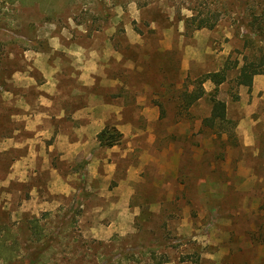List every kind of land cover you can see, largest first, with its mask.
<instances>
[{
    "label": "rangeland",
    "instance_id": "rangeland-1",
    "mask_svg": "<svg viewBox=\"0 0 264 264\" xmlns=\"http://www.w3.org/2000/svg\"><path fill=\"white\" fill-rule=\"evenodd\" d=\"M40 1L47 8L50 0ZM226 7L224 17V0H68L49 15L37 3L20 7L0 0V84L7 83L0 86V223L12 229L10 235L16 232L19 242L17 257L7 264L30 263L27 225H41L52 233L63 228L56 250L68 249L64 245L69 243L68 253L75 255L55 256L56 264H118V253L137 256L136 251L147 247L155 249L156 262L166 264H264V135H259L255 151L244 148L231 111L233 117L205 128L214 90L210 82L202 85L201 99L187 108L183 103L196 91L200 76L226 63L237 69L229 71L216 98L225 105L234 103L240 88L234 78L244 57L264 50V31L249 16L251 9L259 13L257 3L231 0ZM193 8L218 11L220 22L211 31L186 33L182 19ZM79 48L102 53L104 61L93 75L94 85L71 82L78 103L100 92L126 107L124 119L132 125L116 149V159L108 157L117 165L116 176L102 184L107 187L109 182L112 189L130 178L133 227L122 225L120 232L112 238L105 234L103 240L93 238L91 230L106 226L94 225L107 220L92 210V205L104 208V203L88 198L84 167H78L80 177L74 182L77 194L47 197L55 207L47 212L24 205L33 185L45 198L47 175L31 179L24 174L21 182L19 176L13 178V159L28 152L11 149L14 140L28 137L12 117L22 114L16 100L22 96L32 101L36 94L23 78L43 81L38 68L46 64L45 54L68 72L66 51L78 57ZM105 80L117 82L107 85ZM61 82L60 93L66 97L71 85L67 79ZM78 246L89 256L75 251ZM149 256L140 257V264H156Z\"/></svg>",
    "mask_w": 264,
    "mask_h": 264
},
{
    "label": "crops",
    "instance_id": "crops-1",
    "mask_svg": "<svg viewBox=\"0 0 264 264\" xmlns=\"http://www.w3.org/2000/svg\"><path fill=\"white\" fill-rule=\"evenodd\" d=\"M49 48L52 55L53 47ZM78 50L81 51L78 57H74L76 53L66 51L70 54L68 72L62 63L49 62L50 56L45 54L43 56L46 64L38 68L42 72L43 81L36 83L32 77L23 78L26 80L24 85L26 84L28 89L32 88L36 94L32 101L16 96L18 98L16 104L22 114L12 117L14 122L17 120L16 122L20 121L23 124L22 131L27 133L28 137L24 140H21L23 138L14 140L10 148L15 151L23 148L28 152L13 159V178L19 176L20 178L16 179L21 182L26 176L33 179L45 173L47 181L44 190L42 189L46 194L45 198L39 186L33 185L29 194L30 200L24 202V205L29 203L32 211L36 208L38 211L47 212L55 208L53 201L47 200V197L59 195L68 198L77 194L74 182L80 177L78 167L79 169L84 167V177L86 175L87 181L85 192L88 198L104 203V208H98L97 204H94L92 210L96 209L95 214H100L101 220H107L104 224L101 222L94 225L106 226H95L91 230L93 238L103 240L106 238V236L102 238L105 234L112 238L113 234L120 232L123 229L122 225L133 227L135 210L130 206L133 191L128 186L129 177L126 181L120 180L112 189H109V182L107 187H103V181L107 183L108 179L112 180L116 176L117 165L115 161L109 162L108 157L116 159L118 146L110 149L100 148L96 137L109 122H112L109 127H114L123 138L131 131L132 125L130 121L124 119L126 107L120 104V101L119 103L110 101L100 92L88 94L81 103H78L80 97L71 82L82 86L94 85L93 75L99 74L100 63L104 61L102 53L94 55L91 50L82 48ZM110 52L114 58L116 53L111 49ZM15 78L13 76L14 81ZM64 79L71 85L67 88L66 97L60 93L61 80ZM115 81L117 82L105 80V84L113 85L116 84ZM96 85L101 86V82L97 81ZM237 96V101L226 105V119L229 116L233 117L231 112L235 113L234 132L239 143L244 148H252L251 150L255 151L259 135H264V76H255L250 88L240 87ZM68 101L74 103L65 104ZM15 134L17 133L14 132ZM253 155L256 156L255 153ZM59 165L64 166L67 172H63ZM80 208H83V204Z\"/></svg>",
    "mask_w": 264,
    "mask_h": 264
},
{
    "label": "trees",
    "instance_id": "trees-1",
    "mask_svg": "<svg viewBox=\"0 0 264 264\" xmlns=\"http://www.w3.org/2000/svg\"><path fill=\"white\" fill-rule=\"evenodd\" d=\"M28 1V3H26ZM68 0H50L47 4V8L41 4L40 0H4V2L9 3L10 5H14L16 3L19 4L20 7L26 6L27 4L37 3L40 7V11L43 13H48L49 15H53L55 10H57L62 3H66ZM228 1V2H227ZM236 4H240L242 1L248 3L249 0H234ZM251 2V1H250ZM257 3V7L259 11L258 14L251 9L249 16L252 18V22H254L258 28V31L262 33L264 31V0H253V3ZM227 6L231 5V0H224V17L228 15ZM191 15L189 17H185L182 19L184 24V29L186 33H191L194 31L206 29L213 30L217 24L220 22L218 19V11H211L208 8L201 9H189ZM218 12V13H217ZM251 26H254L251 23ZM256 30V29H255ZM256 52H258L259 56L252 54L248 59L244 57L243 64L240 68H238L237 75L234 78V83L237 87H245L250 88L252 86V80L255 76L264 75V50L262 48H257ZM232 69H237V66L229 67L226 63L224 67L215 72H208L197 79V88L196 91L192 92L185 100L184 106L187 108L191 106L193 103L201 99L205 92L202 89V85L206 82H210L214 90L209 95V102L211 103V110L209 117L203 120V126L207 129H211L214 127L217 121L225 122L226 121V105L216 98L218 88L225 84L228 81V73ZM6 81L0 84L2 88L6 87ZM233 101L238 100V96H234L232 98ZM97 142L99 143L100 148L110 149L112 147L118 146L122 141V135L114 128L106 126L96 137ZM35 224H37V220H32ZM28 226V236L25 240L26 249H31L29 253V264H56L57 262L55 256H66L67 254L74 256L73 251L68 253V249L71 246L69 243L64 245L68 249L63 248L59 252L56 250V246L59 245V238L63 234V228H60L51 232L49 230H44L41 225H27ZM11 230L7 225H2L0 223V263L7 264L12 263L17 257V252L19 251V242L17 240L18 234L14 232L13 235H10ZM94 243V242H93ZM79 247V246H78ZM92 250V248H88ZM75 251L82 252L83 255L89 256L86 254V250L84 251L83 247L77 248ZM155 249L150 248H141L136 251L137 256L133 253L121 252L118 253L116 262L118 264L135 262V264H140V257L144 258L150 253L149 259L152 261H157L156 256L153 253ZM81 254V253H80ZM94 255V254H93ZM91 256V255H90ZM52 257V258H51ZM52 262H51V261ZM65 264H68V260L63 261ZM167 261L156 262V264H166ZM71 264V263H70Z\"/></svg>",
    "mask_w": 264,
    "mask_h": 264
}]
</instances>
